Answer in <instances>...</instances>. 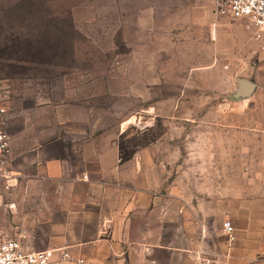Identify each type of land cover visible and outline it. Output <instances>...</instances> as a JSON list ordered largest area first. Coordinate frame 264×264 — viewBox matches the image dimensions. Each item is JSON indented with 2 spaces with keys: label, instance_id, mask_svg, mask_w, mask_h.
Masks as SVG:
<instances>
[{
  "label": "rangeland",
  "instance_id": "rangeland-1",
  "mask_svg": "<svg viewBox=\"0 0 264 264\" xmlns=\"http://www.w3.org/2000/svg\"><path fill=\"white\" fill-rule=\"evenodd\" d=\"M15 1L0 0V103L37 107L39 122L48 101L86 116L118 150L150 152L189 203L264 193V41L221 16L222 0ZM243 78L250 96L237 95ZM103 264L146 262L108 252Z\"/></svg>",
  "mask_w": 264,
  "mask_h": 264
},
{
  "label": "crops",
  "instance_id": "crops-1",
  "mask_svg": "<svg viewBox=\"0 0 264 264\" xmlns=\"http://www.w3.org/2000/svg\"><path fill=\"white\" fill-rule=\"evenodd\" d=\"M6 106L11 150L0 158V224L25 235L27 250L64 248L82 264L83 255L103 264L108 252L146 264L180 255L184 264H264V193L189 203L152 171L150 152L118 150L109 133L88 129L86 116L48 101L39 122L37 107L19 99Z\"/></svg>",
  "mask_w": 264,
  "mask_h": 264
},
{
  "label": "built area",
  "instance_id": "built-area-1",
  "mask_svg": "<svg viewBox=\"0 0 264 264\" xmlns=\"http://www.w3.org/2000/svg\"><path fill=\"white\" fill-rule=\"evenodd\" d=\"M218 13L231 19H247L249 27L254 30V37L264 41V0H222ZM7 113L8 107L0 103V158L11 150ZM223 227L229 239L234 240L235 229L232 222L224 221ZM24 237L23 234L0 229V264H50L57 252L63 260L78 264L85 262L84 258L73 255L64 248L27 250Z\"/></svg>",
  "mask_w": 264,
  "mask_h": 264
},
{
  "label": "water",
  "instance_id": "water-1",
  "mask_svg": "<svg viewBox=\"0 0 264 264\" xmlns=\"http://www.w3.org/2000/svg\"><path fill=\"white\" fill-rule=\"evenodd\" d=\"M256 85L248 79H240L239 80V87L237 89V95L239 96H250L253 94Z\"/></svg>",
  "mask_w": 264,
  "mask_h": 264
},
{
  "label": "trees",
  "instance_id": "trees-1",
  "mask_svg": "<svg viewBox=\"0 0 264 264\" xmlns=\"http://www.w3.org/2000/svg\"><path fill=\"white\" fill-rule=\"evenodd\" d=\"M23 0H16L15 3H12V4H8V7L9 6H12V7H16L18 6ZM27 1V0H26Z\"/></svg>",
  "mask_w": 264,
  "mask_h": 264
}]
</instances>
